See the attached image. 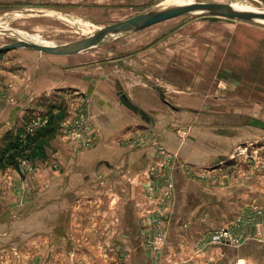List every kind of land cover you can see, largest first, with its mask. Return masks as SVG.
<instances>
[{
	"label": "rangeland",
	"instance_id": "374dc122",
	"mask_svg": "<svg viewBox=\"0 0 264 264\" xmlns=\"http://www.w3.org/2000/svg\"><path fill=\"white\" fill-rule=\"evenodd\" d=\"M162 1L0 0V27L19 34L0 33V46L19 39L37 44L72 42L155 8ZM193 2L247 5L264 11V4L258 0ZM205 15L187 13L139 31L108 36L98 45L70 56L49 57L22 46L0 51V121L5 122L12 109L20 115L18 123H9L6 130L0 128V264H140L130 258L134 246L151 252L148 261L141 264H198L199 255L214 247L198 251L195 244L212 231L227 228L249 240L264 238V205L252 198L229 222L218 227L198 231L190 222H172L176 197L171 169L179 163L180 155L172 153L167 142L234 143L228 158L212 166H181L192 181L201 179L205 187L242 188L264 196V20ZM46 60L61 61L66 67L58 69L49 63L50 69L46 68ZM36 62L39 67L32 68ZM36 69L45 77L39 78L40 83L49 82L53 76L62 79L65 70L94 69L96 74L91 72L90 79L86 77L90 84L87 81L84 94H78L77 87H51L33 101ZM112 77L114 82L108 80ZM104 80L114 84L121 107L136 117L137 127L141 126L122 134L121 153L128 156L129 151L147 149L150 158L143 167L142 161L137 169L133 167L135 179L127 174L128 166L121 172L126 185L129 178L139 183L136 200L120 195L112 173L103 178L105 181L99 178L105 171L95 176L90 172L88 179H80L76 187L88 184L93 190L98 185L102 190L81 202L75 199L68 212L64 240V228H48L47 220L50 202L56 198L64 201L72 190L64 188V172L58 174L61 183L53 179L41 189V193L47 192L50 186L52 195L32 196V186L42 165L59 166L54 162L61 157L55 145H62L73 157L96 147L89 93ZM122 96L151 113L152 123L124 106ZM249 119L259 123L252 125ZM48 126L50 132L35 141V145L43 144V153L32 155L38 147L30 144L28 137H36L38 129ZM163 133L164 143H160ZM11 143H20V152L13 164H7L3 157L11 151L4 148ZM47 150L53 157L46 154ZM41 178L44 180L46 173L42 172ZM128 202L133 203L136 218L141 221L137 222V244L131 239L136 232L126 219ZM216 215L224 216V212ZM39 234L45 238L31 239ZM158 236H163V242L151 246L152 238ZM178 236L187 238V243L179 247L184 254L177 251L178 244L168 243L170 237L176 240Z\"/></svg>",
	"mask_w": 264,
	"mask_h": 264
},
{
	"label": "crops",
	"instance_id": "0c3cea01",
	"mask_svg": "<svg viewBox=\"0 0 264 264\" xmlns=\"http://www.w3.org/2000/svg\"><path fill=\"white\" fill-rule=\"evenodd\" d=\"M100 1V0H99ZM103 1V0H102ZM129 1V0H128ZM131 2L137 3L142 0H130ZM31 50V49H29ZM29 52H35L31 50ZM37 53V52H36ZM81 53V52H80ZM49 57H54L52 55H47ZM47 62V67L50 69V64L56 65L58 69L60 67H66L61 61L51 60ZM50 63V64H49ZM35 64V63H34ZM46 65L44 64V67ZM38 68V62L32 66V68ZM43 67V68H44ZM34 68V69H35ZM40 69H36L34 78L32 79V83L35 87V94L32 95L33 101L38 98V96L45 91H49L52 88H76L78 90V94H84L83 92L88 89L90 84L89 80H86L91 77L89 74L92 72L96 74L94 69L86 70H65L64 77L62 79H53L50 78L49 82L40 83L39 78L44 77L39 75ZM48 76V75H47ZM45 78V77H44ZM108 80L114 82V78H109ZM82 81V82H81ZM87 81L89 82L86 85ZM98 83V84H97ZM94 87L95 91H91L89 94L92 103L90 105V114L92 115L91 124L96 127L97 133V143L96 147L84 151L78 152L74 157L69 156V152L64 148L62 145L56 146L55 148L59 151L61 157L54 162H58L57 168H52L49 166H44L38 170L37 175L40 177L37 180H34L32 186V196L40 197L41 194H49L52 195L54 190L49 186L47 192L41 193V189L48 186L49 182L54 179L57 184L61 183L62 176H64V188L65 189H72L68 193H66L67 199L61 201L57 198L54 201L50 202L49 209V219L48 220V228H52L57 230L58 228H64V240L67 237V224H68V212L69 209L72 208L74 204H76V200L81 202L83 198L89 197L90 195H94L96 190L101 191L100 187L97 188L96 185L93 190L90 189L88 184L81 185L76 187L79 183L80 179L84 177L88 179V173H93V175H99L101 173L106 172V174H102V177L99 178L102 180L106 175H114V185L115 189L120 192L121 196L126 195L132 196L133 198H137L139 187L136 181H133L129 178L128 185H126V178L123 179L121 176V172L123 169L127 170L126 167L128 166L127 174L131 175L134 169H137L138 165L142 163V167L149 161L150 152L147 149H143L142 151H129V155L121 153V147L119 143L122 140V134L126 133L128 130H137L140 127H137V120L134 115H132L127 109L121 107L119 103V96L114 90L112 83L97 82ZM93 85V83H91ZM17 86V85H16ZM87 96V95H86ZM88 96V97H89ZM118 97V98H117ZM136 105V104H135ZM16 108V107H14ZM15 110L12 109L9 113V118L3 121H0V128H5L9 125V123H18L20 115H15ZM146 111V110H145ZM147 112V111H146ZM149 114L150 120L152 118L151 113ZM22 115V112L20 113ZM163 114V113H162ZM161 114V115H162ZM158 115V114H156ZM16 116V121L13 122V119ZM20 123V122H19ZM152 123V120L150 121ZM7 124V125H6ZM220 125V124H219ZM226 125V124H225ZM9 127V126H8ZM131 129V130H130ZM6 130V128H5ZM1 131V129H0ZM197 142V141H196ZM54 143H57L54 141ZM89 143V142H87ZM160 143H164V133L160 135ZM170 143L169 149L177 151L180 157H177V161L179 162L173 169H171V177L174 182V196L176 197L175 206L172 209L174 214L172 215V222L178 221L179 223L190 222L192 228L199 229L198 231H202L206 227H218L224 225L225 223L229 222L234 216L235 212L240 211L242 206L248 203L251 198L259 201L261 204L264 205V196L263 194L260 196L254 195V193H250L249 191L237 188V189H220V188H213V187H205L202 183L198 181H192L187 175L186 171L181 166V163L191 164L195 168L197 166L201 167H208L214 165L216 162L221 160L222 158H228V153L232 150L234 143H201L198 141L197 143ZM180 145V147H179ZM168 148V147H167ZM180 151V152H179ZM140 155L136 158L135 156ZM47 155L53 157L51 153L47 150ZM129 157L128 159H126ZM142 161V162H141ZM141 167V168H142ZM194 172L197 174L196 170L193 169ZM198 171V170H197ZM43 174L46 173V178L44 180L41 178ZM59 172H64V175L61 178H58ZM200 174V173H198ZM87 175V177H85ZM133 175V174H132ZM131 175V176H132ZM49 176V180H48ZM129 176V177H131ZM134 175H133V178ZM196 179V178H194ZM197 180V179H196ZM48 183H47V182ZM103 181H105L103 179ZM44 182L43 187H38ZM39 185H38V184ZM37 186V188H36ZM101 186V185H100ZM126 188V190H125ZM36 189V190H35ZM38 190V191H37ZM57 191V188H56ZM56 195V192H55ZM1 197V196H0ZM258 197V198H257ZM90 198V197H89ZM138 199V198H137ZM131 200V199H130ZM2 204V202L0 203ZM133 203H129L126 210V219L128 220V225L134 232L135 237H131L132 241L137 244L138 236L137 235V222L138 218H136V210L134 211ZM34 212V211H33ZM224 216H218L217 213H223ZM220 215V214H219ZM169 213L167 219H169ZM67 219V220H66ZM44 221L43 219H40ZM45 220V221H47ZM169 222V220H167ZM147 220H143V223L146 224ZM44 227V224L42 225ZM41 226V227H42ZM131 234V231H130ZM29 238V237H28ZM45 238L42 235H32L31 239L35 241L36 239ZM24 239V238H23ZM26 239V238H25ZM49 243H51V237L49 233V237L47 238ZM55 241L59 239L54 238ZM187 238L179 236L175 239L171 238L168 239V243L171 244H178V250H180V246L182 244H186ZM189 245V243H188ZM142 247V246H141ZM139 247L136 249L134 246L133 253L130 258L135 259L141 264V261H148V251L142 250ZM188 248V246H186ZM170 249V248H169ZM182 254H184V249L180 250ZM189 251V249L187 250ZM143 253V254H142ZM151 253V252H150ZM149 253V254H150ZM178 258H183L184 255H179ZM186 256V255H185ZM187 258V257H186ZM131 260V259H130ZM145 263V262H144ZM264 264V238L258 239H250L246 241L239 247H214L211 248L208 252H205L199 255L198 264Z\"/></svg>",
	"mask_w": 264,
	"mask_h": 264
},
{
	"label": "water",
	"instance_id": "95a60500",
	"mask_svg": "<svg viewBox=\"0 0 264 264\" xmlns=\"http://www.w3.org/2000/svg\"><path fill=\"white\" fill-rule=\"evenodd\" d=\"M258 1L264 4V0ZM187 13H204L206 14L205 16L207 18L240 19L244 21L264 20V11L260 10L236 9L230 4L219 2H191L181 5H172L158 11H155V9L152 8L118 22L105 25L88 37L81 38L72 42L63 44H37L19 39V41H15L11 44L0 46V51L22 46L49 55H75L86 49L98 45L108 36L132 31H139L151 25ZM0 33H4L10 36H18L16 31H12L4 27H0ZM121 100L124 106H126L134 113L138 114L142 120H144L145 122H150L149 114L144 109L138 107L124 96H122ZM248 122L252 125H256L259 123L254 119H249Z\"/></svg>",
	"mask_w": 264,
	"mask_h": 264
},
{
	"label": "built area",
	"instance_id": "2783aa9c",
	"mask_svg": "<svg viewBox=\"0 0 264 264\" xmlns=\"http://www.w3.org/2000/svg\"><path fill=\"white\" fill-rule=\"evenodd\" d=\"M87 128H89V125H87ZM252 238V237H251ZM246 237H242L240 235H237L233 231L227 228H222L220 230L212 231L210 235H208V238H202L201 241L197 242L195 244V248L200 251L208 247H216V246H233V247H239L242 244H244L246 241H248ZM163 242V236H158L152 238V244L151 246L158 245ZM155 249H157L155 247Z\"/></svg>",
	"mask_w": 264,
	"mask_h": 264
},
{
	"label": "trees",
	"instance_id": "16d2710c",
	"mask_svg": "<svg viewBox=\"0 0 264 264\" xmlns=\"http://www.w3.org/2000/svg\"><path fill=\"white\" fill-rule=\"evenodd\" d=\"M49 132H50L49 126L48 127H44V128H40V129H38V132L36 133V137H34V136L32 138L28 137V140L32 142L30 144H34L35 145V141L38 140V138H40V140H41V138L44 137ZM19 144L20 143H11L9 148L7 146H6L7 148L6 147L4 148L5 151H7V150L11 151L10 155H8L6 157H5V154H4L3 158L5 160V163L13 164L15 162V159L17 157L16 154H18V152H20V145ZM35 147H36V149L38 147V149L36 151H33L32 155L38 154V155H35V156H40L41 155L40 153L43 150V144L38 143V145H35ZM42 153H43V151H42Z\"/></svg>",
	"mask_w": 264,
	"mask_h": 264
},
{
	"label": "bare ground",
	"instance_id": "6f19581e",
	"mask_svg": "<svg viewBox=\"0 0 264 264\" xmlns=\"http://www.w3.org/2000/svg\"><path fill=\"white\" fill-rule=\"evenodd\" d=\"M191 2H193V0H164L159 5H157L154 9H155V11H158V10H162L166 7H170L172 5H181V4L191 3ZM231 6L236 8V9L256 10L255 8L247 6V5L233 4ZM30 37H32V36H30ZM35 39H36V37H35Z\"/></svg>",
	"mask_w": 264,
	"mask_h": 264
}]
</instances>
